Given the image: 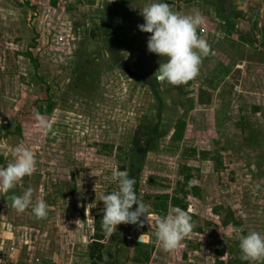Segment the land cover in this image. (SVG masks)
<instances>
[{
    "label": "rangeland",
    "instance_id": "rangeland-1",
    "mask_svg": "<svg viewBox=\"0 0 264 264\" xmlns=\"http://www.w3.org/2000/svg\"><path fill=\"white\" fill-rule=\"evenodd\" d=\"M151 2L0 0V167L18 144L36 161L0 193V264H264L242 260L237 239L264 234V0H163L198 11L209 45L177 86L155 81L166 58L137 28ZM113 167L149 216L191 217L175 250L154 222L104 230ZM28 188L45 217L12 207Z\"/></svg>",
    "mask_w": 264,
    "mask_h": 264
},
{
    "label": "clouds",
    "instance_id": "clouds-1",
    "mask_svg": "<svg viewBox=\"0 0 264 264\" xmlns=\"http://www.w3.org/2000/svg\"><path fill=\"white\" fill-rule=\"evenodd\" d=\"M143 23L137 28L149 33L146 48L150 53L166 58L159 63L153 74L155 81L161 85H181L198 74L201 58L208 54L209 45L198 37L197 28L204 24V17L194 11L181 14L173 11L163 0H153L139 11ZM37 121L45 126L40 115ZM33 152L23 144L13 149V159L0 167V193H6L25 176H30L35 170ZM111 180L116 183V190L100 197L103 203L102 227L112 234L118 224H140L147 221L151 226L155 223V237L165 251L175 250L185 236L192 230L191 217L181 208L172 207L163 216H149L148 207L137 200L133 187L135 181L127 171L113 167ZM12 207L24 211L31 207L37 218L47 215V205L43 199L32 202V189L28 188L22 195L13 194ZM135 204V209L132 205ZM143 217V220H140ZM238 249L242 260L256 262L264 259V234L251 230L244 235H238Z\"/></svg>",
    "mask_w": 264,
    "mask_h": 264
},
{
    "label": "trees",
    "instance_id": "trees-1",
    "mask_svg": "<svg viewBox=\"0 0 264 264\" xmlns=\"http://www.w3.org/2000/svg\"><path fill=\"white\" fill-rule=\"evenodd\" d=\"M100 246H101V245H99V246L96 247V248H93V246L91 247L90 255H91L92 257L94 256V253H95V251H96L97 248H98V250H97L98 253L96 254V257L101 259L100 255H99V249L101 248Z\"/></svg>",
    "mask_w": 264,
    "mask_h": 264
},
{
    "label": "water",
    "instance_id": "water-1",
    "mask_svg": "<svg viewBox=\"0 0 264 264\" xmlns=\"http://www.w3.org/2000/svg\"><path fill=\"white\" fill-rule=\"evenodd\" d=\"M138 241H141V238H138Z\"/></svg>",
    "mask_w": 264,
    "mask_h": 264
}]
</instances>
